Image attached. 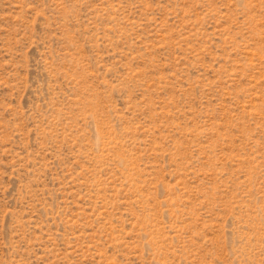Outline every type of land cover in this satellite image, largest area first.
<instances>
[{
    "label": "rangeland",
    "instance_id": "374dc122",
    "mask_svg": "<svg viewBox=\"0 0 264 264\" xmlns=\"http://www.w3.org/2000/svg\"><path fill=\"white\" fill-rule=\"evenodd\" d=\"M0 264H264V0H0Z\"/></svg>",
    "mask_w": 264,
    "mask_h": 264
}]
</instances>
